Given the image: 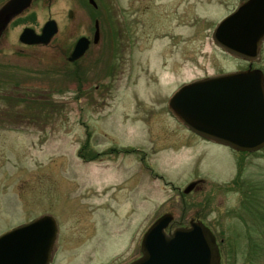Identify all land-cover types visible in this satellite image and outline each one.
I'll return each instance as SVG.
<instances>
[{
  "label": "rangeland",
  "instance_id": "rangeland-1",
  "mask_svg": "<svg viewBox=\"0 0 264 264\" xmlns=\"http://www.w3.org/2000/svg\"><path fill=\"white\" fill-rule=\"evenodd\" d=\"M240 2L112 0L98 12L84 0H52L12 26L0 39V236L49 215L59 228L52 264L140 259L153 222L180 216L184 204L141 168L140 154L112 150L139 148L178 185L203 179L187 213L218 238L220 264H264V149L245 158L199 149L207 143L186 135L167 106L185 83L248 68L213 38ZM99 14L100 44L70 64ZM49 19L59 31L48 46L20 43L25 25L40 32ZM253 67L264 71V44Z\"/></svg>",
  "mask_w": 264,
  "mask_h": 264
},
{
  "label": "water",
  "instance_id": "water-1",
  "mask_svg": "<svg viewBox=\"0 0 264 264\" xmlns=\"http://www.w3.org/2000/svg\"><path fill=\"white\" fill-rule=\"evenodd\" d=\"M31 4L32 0H11L0 10V37ZM96 28L95 44L100 40L98 23ZM58 31L57 22L50 20L40 34L26 28L20 41L48 46ZM214 39L233 56L256 60L264 41V0H251L222 21ZM90 43L88 38H80L69 62L82 58ZM170 107L190 130L211 141L238 151L255 152L264 147V75L260 70L193 82L176 94ZM171 221V216H165L148 230L143 257L131 264H220L216 239L203 224L168 234L165 230ZM57 230L54 218L45 216L4 234L0 237V264H49Z\"/></svg>",
  "mask_w": 264,
  "mask_h": 264
},
{
  "label": "flooded vegetation",
  "instance_id": "flooded-vegetation-1",
  "mask_svg": "<svg viewBox=\"0 0 264 264\" xmlns=\"http://www.w3.org/2000/svg\"><path fill=\"white\" fill-rule=\"evenodd\" d=\"M10 0H0V9L9 2ZM45 1H52V0H33L32 1V4L30 6V8L28 10H26L22 16L14 19L12 21V23L8 26V28L6 29V31L8 32L12 26L15 25V21H34L35 20V17H36V13H35V10H34V7L37 3H43ZM85 2H88L90 4V0H84ZM247 1L249 0H241L240 5H243L245 4ZM96 2V6L95 7V10H97L99 12L100 10V7L99 5H104L105 3H112V0H95ZM237 6V7H238ZM101 14L98 15L97 18H95V26H96V22H99V25L101 27V24H100V18L102 17V15L100 16ZM128 18V17H127ZM126 18V19H127ZM129 19V18H128ZM30 25H25L23 27L26 28V27H29ZM126 26H127V30H126V33H128V43L132 44L133 43V32H132V29H131V24L128 22H126ZM4 32V34H6L7 32ZM87 56V54L82 58L84 59L85 57ZM248 68H254L253 65L254 64H251V63H248ZM132 76V74H131ZM137 85V84H136ZM131 98H133L132 100H141V98L139 97L138 94H133L131 96ZM168 106V105H167ZM169 109V108H168ZM181 128H184V129H181L182 131H185L184 133L188 136H190L191 138H197L199 140H202L204 143H207V144H204V145H200L199 144V149H205V147H207L208 145L210 146H214V147H220V148H224V149H227L233 153H235L234 150L228 148V147H225V146H222L218 143H215V142H212V141H209L205 138H201L200 136L196 135L194 132L190 131L186 126H183ZM184 147L185 148H189L188 144H184ZM128 148V147H127ZM209 149V147H207ZM130 149V148H129ZM113 151H118V153H121L123 155H131V154H140L141 155V159H140V165H141V168L144 169L145 172H151V177L155 180H158V181H161L166 187H170L171 190L177 192L179 194V196L182 198V202L184 204V207H183V212L181 213L180 216H177L176 218L173 216V220L170 224V229H178V228H187V227H190L193 223L195 222H203L202 219L200 218H197L196 216H193V218H190V215L189 213H187V196H190L194 191H198L200 190V186L202 184H204V181L203 179L199 180V181H192L190 182L189 184L185 185V186H182V185H178L176 184L175 182L171 181V180H168L164 175H158L155 173V171L149 167V165L146 163V159L148 158V154L149 152L146 151V150H143V149H130V150H127V149H123V150H116V149H112ZM181 150V149H180ZM114 153V152H113ZM243 155H248V153H243ZM186 156V155H185ZM247 157V156H246ZM148 161V159H147ZM185 161V159H184ZM187 162V160H186ZM166 214V213H165Z\"/></svg>",
  "mask_w": 264,
  "mask_h": 264
},
{
  "label": "trees",
  "instance_id": "trees-1",
  "mask_svg": "<svg viewBox=\"0 0 264 264\" xmlns=\"http://www.w3.org/2000/svg\"><path fill=\"white\" fill-rule=\"evenodd\" d=\"M260 189H264V188H260Z\"/></svg>",
  "mask_w": 264,
  "mask_h": 264
}]
</instances>
